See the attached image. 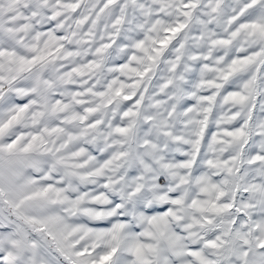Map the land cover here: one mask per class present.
<instances>
[{
    "label": "snow or ice",
    "instance_id": "snow-or-ice-1",
    "mask_svg": "<svg viewBox=\"0 0 264 264\" xmlns=\"http://www.w3.org/2000/svg\"><path fill=\"white\" fill-rule=\"evenodd\" d=\"M0 264H264V0H0Z\"/></svg>",
    "mask_w": 264,
    "mask_h": 264
}]
</instances>
